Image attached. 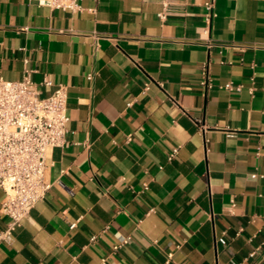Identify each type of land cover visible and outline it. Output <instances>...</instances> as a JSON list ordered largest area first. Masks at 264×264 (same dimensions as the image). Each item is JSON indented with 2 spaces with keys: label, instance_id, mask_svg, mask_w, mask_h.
I'll list each match as a JSON object with an SVG mask.
<instances>
[{
  "label": "crops",
  "instance_id": "0c3cea01",
  "mask_svg": "<svg viewBox=\"0 0 264 264\" xmlns=\"http://www.w3.org/2000/svg\"><path fill=\"white\" fill-rule=\"evenodd\" d=\"M208 1L0 0V77L65 84L70 117L0 264H264V0H215L211 27Z\"/></svg>",
  "mask_w": 264,
  "mask_h": 264
},
{
  "label": "built area",
  "instance_id": "2783aa9c",
  "mask_svg": "<svg viewBox=\"0 0 264 264\" xmlns=\"http://www.w3.org/2000/svg\"><path fill=\"white\" fill-rule=\"evenodd\" d=\"M83 1L38 0V3L52 9L78 12L82 10ZM205 10V22L211 27L216 16L215 0L206 2ZM159 16L165 18L164 13ZM208 67L209 63H206L202 71V85L206 90L211 86ZM94 76V73H89L87 79L92 81ZM41 85L53 88V92L42 98L30 70H26L24 77L18 81L0 77V188L6 194L0 212L9 219L6 228L0 232V243L11 239L34 206L52 188L45 177L48 150L64 147L68 143V87L55 84L47 76ZM228 88L233 89V84ZM235 89L239 91L241 86ZM179 149L176 147L171 151L168 161L174 159ZM77 225L78 221L73 222L70 228L75 229ZM96 239L97 236H93L90 241L93 243ZM131 241V236L117 234L114 251L127 246ZM172 257L173 254H169L166 264L172 261ZM102 264H107L106 260Z\"/></svg>",
  "mask_w": 264,
  "mask_h": 264
}]
</instances>
